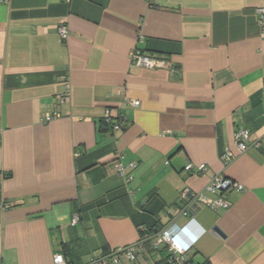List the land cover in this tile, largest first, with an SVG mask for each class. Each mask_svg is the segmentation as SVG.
<instances>
[{"label":"crops","instance_id":"crops-1","mask_svg":"<svg viewBox=\"0 0 264 264\" xmlns=\"http://www.w3.org/2000/svg\"><path fill=\"white\" fill-rule=\"evenodd\" d=\"M263 4L0 3V264H53L56 254L98 264L138 243L142 227H184L181 192L215 199L205 190L219 176L244 191L224 195L228 210L198 204L193 216L204 232L186 263L264 264ZM136 47L166 66H136ZM107 110L125 128L104 124ZM54 112L59 118L45 122ZM239 129L259 147L225 167L220 157L235 150ZM188 163L207 170L187 173ZM168 259L148 251L123 264Z\"/></svg>","mask_w":264,"mask_h":264},{"label":"built area","instance_id":"built-area-1","mask_svg":"<svg viewBox=\"0 0 264 264\" xmlns=\"http://www.w3.org/2000/svg\"><path fill=\"white\" fill-rule=\"evenodd\" d=\"M8 0H0V3H5ZM150 7L159 8L160 0H147ZM260 20L259 23L263 30L264 37V4L257 11ZM59 34L62 41H67L69 38L68 30L65 26H60ZM132 61L136 66L144 69L156 70L166 66V63L155 56L147 54L139 47H136L131 54ZM66 92L62 95V99L65 100L70 95V82L68 78H64ZM132 105L138 107V102L133 101ZM59 118L58 112L49 113L45 116V122L49 123ZM104 122L111 127L114 131H121L126 126V121L118 117L114 119L109 110L104 115ZM252 146L259 147V144L251 142V132L247 129H239L235 134L234 151L227 149L220 157L221 162L225 167L229 166L238 155L246 153ZM136 168L134 164L130 166ZM116 168L119 173L124 176L125 168L119 161L116 163ZM207 167L188 163L185 167L187 173L201 174L206 172ZM210 195L217 196L215 199H209L204 193L194 194L190 190H184L180 194V200L184 205L182 209V215L188 217V222L184 227L177 225L171 226L167 229L157 231L153 233L146 228H141V232L145 236L140 241L132 246L118 248L114 250L109 256L99 259L98 264H123L124 262H138L144 258L148 251L161 252L166 251L169 254V262L172 264H183L186 257L192 248L194 242L202 236L204 230L196 222L193 212L197 209L198 204H207V206L217 211L219 209H230L232 203L224 198V195L230 192H243L244 187L224 176L216 177L205 190ZM186 206V207H185ZM53 264H68L66 258L62 254H56L53 260Z\"/></svg>","mask_w":264,"mask_h":264},{"label":"water","instance_id":"water-1","mask_svg":"<svg viewBox=\"0 0 264 264\" xmlns=\"http://www.w3.org/2000/svg\"><path fill=\"white\" fill-rule=\"evenodd\" d=\"M214 231H215L216 233H218L220 236L225 237V235L222 233V231L220 230L219 227H214Z\"/></svg>","mask_w":264,"mask_h":264},{"label":"trees","instance_id":"trees-1","mask_svg":"<svg viewBox=\"0 0 264 264\" xmlns=\"http://www.w3.org/2000/svg\"><path fill=\"white\" fill-rule=\"evenodd\" d=\"M104 124H105V123H104ZM187 259H188V258L186 257V260L184 261L183 264H187V263H186ZM168 263H170V262H169V259H168ZM68 264H70V263H68ZM172 264H175V263L173 262ZM204 264H209V263H208V262H205Z\"/></svg>","mask_w":264,"mask_h":264}]
</instances>
